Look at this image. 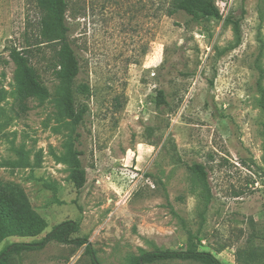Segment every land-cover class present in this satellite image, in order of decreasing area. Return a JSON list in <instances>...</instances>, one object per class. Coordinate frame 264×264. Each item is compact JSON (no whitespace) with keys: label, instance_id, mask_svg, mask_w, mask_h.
Instances as JSON below:
<instances>
[{"label":"rangeland","instance_id":"1","mask_svg":"<svg viewBox=\"0 0 264 264\" xmlns=\"http://www.w3.org/2000/svg\"><path fill=\"white\" fill-rule=\"evenodd\" d=\"M170 1L68 0L80 63L76 127L56 79L59 45L40 36V0H0V184L22 188L47 222L37 236L6 238L0 253L74 220L73 238H86L101 264H135L163 249L264 264V0H204L219 17L199 19L169 15ZM13 49L51 93L26 113L16 106ZM76 132L87 169L80 191L69 160ZM194 163L205 166L206 183ZM8 264L92 260L86 244L50 241Z\"/></svg>","mask_w":264,"mask_h":264},{"label":"trees","instance_id":"2","mask_svg":"<svg viewBox=\"0 0 264 264\" xmlns=\"http://www.w3.org/2000/svg\"><path fill=\"white\" fill-rule=\"evenodd\" d=\"M40 2L46 12L40 22V36L44 40L53 41L59 45V68L56 71V79L60 85L65 113L74 125L79 127L83 114L76 111L73 86L80 73V63L70 36L68 0H40ZM174 10L184 11L194 19L219 17V12L204 0H171L167 13L171 15ZM10 56L16 65V78L19 84L16 106L20 113H26L30 109L31 99L45 100L51 97V93L39 77L28 55L13 49ZM81 91L87 92L88 87L82 86ZM164 98L165 91L161 89L158 91V102L163 103ZM79 140L80 133L76 132L69 149V160L72 167L71 181L78 191L83 189L87 183V169L81 157L83 151L77 146ZM190 169L203 182H207L208 174L203 164L194 163ZM46 227V220L33 210L28 195L22 188L14 183L0 184V243L11 236H37ZM79 229L80 225L77 221L67 220L56 225L40 241L12 243L0 253V264H8L10 254L40 250L50 241L78 246L86 244V253L90 255L92 264H101L90 244H87L86 238H73V234ZM169 260H198L205 264H224L211 252L197 249L147 251L135 261V264H152Z\"/></svg>","mask_w":264,"mask_h":264}]
</instances>
